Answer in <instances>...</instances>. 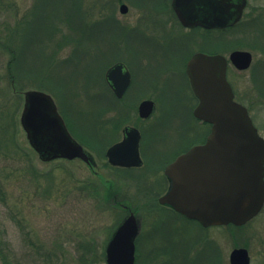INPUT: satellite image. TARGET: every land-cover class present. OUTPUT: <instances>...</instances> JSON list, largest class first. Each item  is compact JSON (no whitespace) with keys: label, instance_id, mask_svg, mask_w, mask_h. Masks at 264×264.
I'll return each mask as SVG.
<instances>
[{"label":"rangeland","instance_id":"374dc122","mask_svg":"<svg viewBox=\"0 0 264 264\" xmlns=\"http://www.w3.org/2000/svg\"><path fill=\"white\" fill-rule=\"evenodd\" d=\"M150 1L155 0H0V35L6 38L5 47H0V264H107L104 246L126 213L115 201L130 207L141 220L135 239V264H229V253L236 247L248 250L250 264H264V206L242 227L203 229L195 221L155 209L153 200L158 192L143 191L148 186L140 169L120 170L106 161L105 150L111 143L105 137L106 121L112 117L120 124L144 125L146 122H136L134 117L146 91L127 103L129 116L123 121L122 113H118L120 103L111 105L105 98V63L97 66L94 58L105 59L111 45L119 50L127 46L136 51L140 45L156 48L157 44L141 40L140 35L178 30L177 26L172 29L171 20L162 21L148 8ZM120 3L127 6L125 13L119 11ZM245 12L241 23L231 29L204 33L201 47L207 53L225 56L234 49L251 53L250 67L239 71L228 64L227 77L235 98L247 107L264 138V0H247ZM255 21L260 22L258 28ZM32 25L35 31L36 27L53 30L54 36L45 42L44 34L36 31L38 47L45 50L56 70L52 93L60 97L65 123L68 121L71 135L83 142L95 163L93 170L80 159L41 161L20 126L23 91L39 88L26 81L19 82L23 88L15 87L5 74L12 52L23 48L22 41L31 36ZM120 25L138 34L124 40ZM35 52L40 53L30 49L31 58ZM43 60L31 66L44 67V56ZM16 64L12 66L19 68ZM171 91L163 92L165 100L156 102L152 118L155 126L164 121L172 123L173 129L156 128V134L164 129V135L178 145V137L196 123L188 113L194 100L187 101L183 115ZM99 123L101 126H96ZM191 140L185 138L179 144L184 146ZM176 150H169L165 158H173ZM157 161L161 175L163 164L159 166Z\"/></svg>","mask_w":264,"mask_h":264},{"label":"water","instance_id":"95a60500","mask_svg":"<svg viewBox=\"0 0 264 264\" xmlns=\"http://www.w3.org/2000/svg\"><path fill=\"white\" fill-rule=\"evenodd\" d=\"M246 0H172V7L184 27L224 29L241 18ZM125 13L127 6L120 4ZM246 70L252 62L247 50L222 54L197 52L188 60L185 73L197 99L193 115L211 125L206 141L178 155L164 169L169 181L159 203L170 206L203 227L242 226L261 210L264 203V138L254 126L247 108L234 100L226 79L227 63ZM117 97L128 84L129 73L121 63L105 72ZM138 114L147 117L151 100L138 105ZM19 123L29 146L41 161L80 159L92 163L91 156L70 134L53 97L39 89L23 91ZM121 141L105 151L111 165H141L139 132L126 126ZM140 230L130 212L116 226L104 246L107 264H135V239ZM229 264H250L245 247L233 248Z\"/></svg>","mask_w":264,"mask_h":264},{"label":"flooded vegetation","instance_id":"af4514ba","mask_svg":"<svg viewBox=\"0 0 264 264\" xmlns=\"http://www.w3.org/2000/svg\"><path fill=\"white\" fill-rule=\"evenodd\" d=\"M140 3V11L143 12L144 8L140 6ZM149 3L150 7L148 8H151V10L154 11V14L161 17L162 21L171 20V22H173L172 29L174 26H177L179 31L174 29L175 31L172 30L171 34H165L164 32L146 34L144 36L139 34L141 40H146L150 42V44H157L156 48H154L153 45H140L137 48L138 50L135 51L134 49H129L127 46L126 48L125 46L120 47V50L117 48V45H111L108 47L109 50H107L105 54V57L107 58V65L104 69L102 81L105 91V98L110 101L111 105L116 102L120 103L121 109L119 108L118 113H122L120 118H123V121H126L129 116L128 108H126L127 103L130 102V100L139 97L142 91H146V95L144 96L145 98H142L136 106L134 117V120L136 122L146 123H144V125H141L140 127L137 126V124L135 123L130 124L127 122L124 124L121 123L122 125L119 124V126H116L112 124L114 122V118L112 119V117H110L106 121L105 125V137L108 136L109 140L111 141L109 146L122 140L124 136L123 130L126 126L136 128L140 135L138 141V151L141 158V165L123 167L111 165L110 163H108L107 158L106 161L112 168L120 170L132 171L135 169H140V176L142 177V180H144L143 183L145 182L146 187L148 186L147 189L143 191L158 192L153 200V207L155 209L169 211L186 220H191L186 218L182 214H179L178 212L174 211L170 206L159 203L158 199L167 191L169 186V181L164 174L165 167L170 162H172L178 155L187 151L192 146L203 144L206 141L207 135L210 131V124L196 118L193 115V109L197 103V99L192 93L188 77L185 73L186 64L193 54L197 52L207 53L205 50L202 49L204 45L203 39H205L204 33L207 34L206 32H222L226 29H206L200 26L184 27L179 22L177 15L172 7V0H155L154 2L150 1ZM246 6L243 9L241 19L246 14ZM120 26L122 27L120 29V32L121 34H123L124 40L125 37H129L130 34H138L136 31H133V29L129 30L124 25ZM173 42H175L177 45L173 46ZM118 53H120V57H115V55H117ZM115 63H121L123 65V68L126 69L129 73L128 84L120 97L116 96L110 86L109 81H107L105 78V72ZM228 64L229 63H227L226 67L227 80ZM169 86H171V88ZM171 89V92L173 93L172 96L176 97V101L178 102V106H181L180 110L183 112V115L185 114L184 110H186L187 106L185 104L187 103V101L189 102L190 100H194L193 107L191 111H188V113L191 115L192 121L196 123L193 125L191 124V128L187 131L185 135H181L180 137H178L180 139L177 140L178 145H175V141L173 138H169L164 135V129L169 130L174 128L172 123L170 121H164L162 123L163 125L159 124V127L155 126V124L153 123V119L155 118H152L156 110V102L158 100H165V98L163 97V92H166V90ZM143 100H151L153 102V110L147 117L139 116L137 110L139 103ZM156 128L164 129L159 132V135H157L155 130ZM185 138L189 141L191 139L192 140L187 145L181 146V144L179 143ZM175 149L178 150H176L173 158L166 159L165 156L169 153L168 151H173ZM149 159L151 160L150 163L148 162ZM156 161L158 162L159 166L163 164L161 175L159 174V168L155 166V164H157ZM87 166L93 170L95 163L92 161V163ZM115 203H117L123 208V210L126 212L125 215H128L130 212H132L131 208L127 205L118 201H115ZM263 206L264 203L262 205V208ZM139 221L141 223V220ZM195 222L198 223L197 221ZM207 228L203 227V229Z\"/></svg>","mask_w":264,"mask_h":264},{"label":"trees","instance_id":"16d2710c","mask_svg":"<svg viewBox=\"0 0 264 264\" xmlns=\"http://www.w3.org/2000/svg\"><path fill=\"white\" fill-rule=\"evenodd\" d=\"M254 19L255 20H260L259 17H256ZM239 23H241V20L238 22V24ZM255 23H256L255 24L256 27L258 28V24L260 22L258 23V22L255 21ZM30 28L33 29V28H35V26L33 27V25H32ZM48 29L49 28H47L46 31H41V28L37 29V27H36V31L38 33H40V35L44 34L43 35V41L44 42H45V40H47V41L48 40H51V38L54 36V34L51 33L53 30L51 31V29L50 30H48ZM227 29H231V28H227ZM42 30H43V28H42ZM36 31H35V29H33V31H30V33H32V34L29 37V39L27 37V38H25V40L22 41L23 43L25 42L24 43V46L22 48L23 49V54H21V50L22 49L21 50L19 48L18 49H16V48L14 49L15 51L12 52L11 59L8 62V65L6 67V74L5 75L7 76L8 80L13 81L15 83V85H14L15 87H18L19 86V88H23V86L20 85L19 82L22 84L23 82L26 81V82L29 83L28 85L33 84V85L37 86L36 88L45 90L48 93H50L53 96V98L55 99V101H56V104H57V106L59 108L60 114L63 116L64 120H66L65 119L66 116H64L65 109L61 105V99H60V97L58 95H54V93H52V91H53L52 90V87H53V84L52 83H53V81L55 79V78L53 79V77H55V74H56L55 71L56 70H55L54 67H51L50 66L51 62L48 60L49 56L44 55L45 54L44 53L45 50H43L42 48L38 47L39 46V43H40V38L38 37V33H36ZM4 39H6V38H3L2 35H0V47L1 46L5 47L4 46L5 44L3 43ZM26 39H27V41H26ZM64 39H66V37H64ZM75 40H76V45H78V40L77 39H75ZM60 43L61 42L57 43V45H60ZM27 45H28V48H27ZM29 45H30V49L32 51H34V50L35 51H40V53H38V52H35L36 54L33 53L34 59H33V57L32 58L30 57L32 55L30 54ZM25 48L27 49V51L25 50ZM84 52L88 53V50H85ZM98 53L101 54L102 51L99 50ZM34 54H35V56H39V57H35ZM43 56H44V58H46V61H45L46 63L44 62L46 65L44 67H39L38 68L35 65L33 67L31 66L34 62L36 63V60H41V62H42ZM103 57H104V55H103ZM30 60H31V62H30ZM94 62L97 64V66L100 65V64L102 65L103 63H105V65L103 66V68H105V66L107 64V58L105 57V59H104V58H101V57H96V58H94ZM13 63H15V64L17 63L16 65L18 67L20 65V67L19 68H16V67L12 66ZM27 64H30V67H32V68H30L29 66L26 67L25 65H27ZM97 66H95V67H97ZM58 68H60V67L58 66ZM18 69H21L24 72V75L23 76H19V74H18L19 73V70ZM47 85L50 86V87L52 86L51 87V90L49 89V87H47ZM85 106L87 107L86 109L88 111H90V108L91 107L88 108L87 104ZM87 112H86V115L87 116H90V113H87ZM115 122H117L116 126H119L120 123L118 121H116V120H114V122L112 124H115ZM66 124H67V127L69 128V130L72 132V129H71L70 125H68L69 124L68 121H67ZM100 124H102V123L96 124V126H98V125L101 126ZM79 142L81 144H83L82 141H79ZM108 143H110V141H108ZM240 227H242V226H240ZM79 264H81V261H80Z\"/></svg>","mask_w":264,"mask_h":264}]
</instances>
